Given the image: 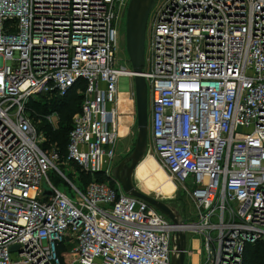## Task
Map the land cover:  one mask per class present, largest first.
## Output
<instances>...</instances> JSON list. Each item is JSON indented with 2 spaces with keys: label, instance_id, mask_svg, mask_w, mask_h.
<instances>
[{
  "label": "built area",
  "instance_id": "built-area-1",
  "mask_svg": "<svg viewBox=\"0 0 264 264\" xmlns=\"http://www.w3.org/2000/svg\"><path fill=\"white\" fill-rule=\"evenodd\" d=\"M128 3L0 0V264H170L179 231L201 237L196 264H242L245 245L264 240V0H164L150 13V143L194 199L196 219L182 225L112 176L121 76L134 96L117 55ZM79 80L61 160L41 148L28 102ZM44 118L56 127L59 115ZM58 162L91 180L79 188Z\"/></svg>",
  "mask_w": 264,
  "mask_h": 264
},
{
  "label": "water",
  "instance_id": "water-1",
  "mask_svg": "<svg viewBox=\"0 0 264 264\" xmlns=\"http://www.w3.org/2000/svg\"><path fill=\"white\" fill-rule=\"evenodd\" d=\"M156 0H129L125 14V52L134 73V103L137 135L133 150L129 156L114 164L112 176L118 181L125 194L139 198L153 206L173 224L185 222L182 211L171 203L164 202L143 193L133 181V175L148 147L149 110L148 88L143 75L145 66V41L148 20ZM44 186V193L50 192ZM187 235L177 232L172 239L170 264H185L187 253ZM17 246H12L13 250Z\"/></svg>",
  "mask_w": 264,
  "mask_h": 264
},
{
  "label": "rangeland",
  "instance_id": "rangeland-1",
  "mask_svg": "<svg viewBox=\"0 0 264 264\" xmlns=\"http://www.w3.org/2000/svg\"><path fill=\"white\" fill-rule=\"evenodd\" d=\"M164 0H156V3L152 10L155 9L156 6L160 5ZM151 10V11H152ZM150 21V17H149ZM148 30V29H147ZM120 37H119V50L118 57L120 59L121 64L130 65L129 62L126 61L127 55L125 52V17L121 20L120 26ZM118 90L120 93L130 95L132 98V109L128 113L122 114V117L128 115L130 117L131 123L128 128V131L125 136L122 138L119 137L115 146V157L113 159V165L117 164L122 158L129 156L133 150L137 128H136V120H135V103L134 96L130 92V79L126 76H121L118 81ZM150 95L148 96V110L150 114ZM42 134V133H41ZM151 162L155 163L153 167ZM59 168L63 171V173L70 179L76 186L82 188L80 182L78 181L79 169L74 164L69 163H60L58 162ZM156 168V169H155ZM163 170V171H162ZM161 171L165 175V181H161L158 177V172ZM50 180L62 191L70 195L69 186L66 183V180L55 170H51L49 172ZM133 181L137 188H139L143 193L160 199L164 202L171 203L176 206L178 209L182 211L183 218L186 221H192L196 219V206L194 199L188 194L181 184L177 183L175 178L171 176L167 171H165L159 164V160L155 156L152 145L150 143V131L148 132V147L147 151L140 161L138 167L136 168ZM171 182V184H170ZM167 184V185H166ZM83 189V188H82ZM188 246L193 247V240L201 239L198 234L188 233ZM69 250L70 247L68 246ZM190 263V255H187L185 264Z\"/></svg>",
  "mask_w": 264,
  "mask_h": 264
},
{
  "label": "trees",
  "instance_id": "trees-1",
  "mask_svg": "<svg viewBox=\"0 0 264 264\" xmlns=\"http://www.w3.org/2000/svg\"><path fill=\"white\" fill-rule=\"evenodd\" d=\"M83 88L84 81L79 80L64 96H58L53 93L40 94L31 98L28 102V113L37 130L44 137L41 148L45 151L54 148L58 151L61 160L66 156V146L73 116L81 109ZM52 112H56L59 115L56 127H53L44 118L45 115ZM97 179L102 181L100 177H97ZM90 180V176L79 169L78 181L80 184H85ZM242 264H264V240L245 245Z\"/></svg>",
  "mask_w": 264,
  "mask_h": 264
},
{
  "label": "crops",
  "instance_id": "crops-1",
  "mask_svg": "<svg viewBox=\"0 0 264 264\" xmlns=\"http://www.w3.org/2000/svg\"><path fill=\"white\" fill-rule=\"evenodd\" d=\"M127 98H128V101L129 102L131 101V104L129 105L128 103H125L126 105L125 104L124 105H121L120 104V100H127ZM127 98H126V95H122V93H119L118 112H123L124 109L129 110V111H125L124 113H128V112L131 111V109H132V98H130L129 93L127 94ZM124 117L125 118H128L129 121H128L126 127H125V130L120 133V127L122 125L121 122L123 123V118ZM130 123H131V120H130V117L128 115H125L123 117L122 116L119 117V130H118L119 131V137L122 138L123 136L126 135V133L128 131V128L130 126ZM193 242H194L193 247L192 246L191 247L188 246V254L187 255H190V263L189 264H196L200 260V256H199L200 239H195V240H193ZM187 255H186V257H187ZM195 257H196V259H195Z\"/></svg>",
  "mask_w": 264,
  "mask_h": 264
},
{
  "label": "bare ground",
  "instance_id": "bare-ground-1",
  "mask_svg": "<svg viewBox=\"0 0 264 264\" xmlns=\"http://www.w3.org/2000/svg\"><path fill=\"white\" fill-rule=\"evenodd\" d=\"M125 93V92H124ZM124 93H122V95H126V94H124ZM121 95V94H120ZM126 98H127V95H126ZM125 103H128L129 105L131 104V101L129 102L128 101V98H127V100H120V104L121 105H124ZM120 105V106H121ZM126 105V104H125ZM123 107V106H122ZM124 109V108H123ZM125 111H129V110H126V109H124L123 110V112H125ZM122 121V120H121ZM128 121H129V119L128 118H123V123L121 122V127H120V133L121 132H123L124 130H125V127H126V125H127V123H128ZM151 165L154 167L155 166V163L154 162H151ZM156 169V168H155ZM163 171V170H162ZM158 177L160 178V180L161 181H165V175H164V173H162L161 171H159L158 172ZM170 184H171V182H170ZM167 185V184H166ZM195 259H196V257H195Z\"/></svg>",
  "mask_w": 264,
  "mask_h": 264
},
{
  "label": "flooded vegetation",
  "instance_id": "flooded-vegetation-1",
  "mask_svg": "<svg viewBox=\"0 0 264 264\" xmlns=\"http://www.w3.org/2000/svg\"><path fill=\"white\" fill-rule=\"evenodd\" d=\"M125 158H126V157H125ZM122 159H124V158H122ZM122 159H121V160H122ZM121 160H120V161H121Z\"/></svg>",
  "mask_w": 264,
  "mask_h": 264
}]
</instances>
